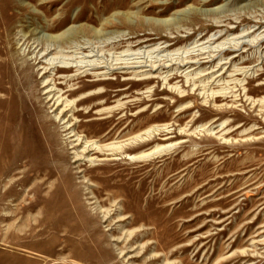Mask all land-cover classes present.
Segmentation results:
<instances>
[{
  "label": "rangeland",
  "instance_id": "1",
  "mask_svg": "<svg viewBox=\"0 0 264 264\" xmlns=\"http://www.w3.org/2000/svg\"><path fill=\"white\" fill-rule=\"evenodd\" d=\"M0 264H264V0H0Z\"/></svg>",
  "mask_w": 264,
  "mask_h": 264
},
{
  "label": "bare ground",
  "instance_id": "2",
  "mask_svg": "<svg viewBox=\"0 0 264 264\" xmlns=\"http://www.w3.org/2000/svg\"><path fill=\"white\" fill-rule=\"evenodd\" d=\"M250 33L251 32H249V33H247V34H244L243 36H241V35H239V36H237V38H234V37H232L233 39H235L234 41V43L232 44V45H230L229 46V48L228 49H232V50H235V51H239V50H241L243 47H244V45H246L245 43H247V42H249V41H244V39L248 36V35H250ZM216 36V35H215ZM218 38V37H217ZM216 38V41H218V39H220V38H218L217 39ZM210 39H213V38H210ZM229 40V39H228ZM246 40V39H245ZM198 41V40H197ZM209 41V40H208ZM195 43V42H194ZM213 43H215V42H213ZM222 43V42H221ZM250 43V42H249ZM219 44V43H218ZM217 44V45H218ZM228 44V43H227ZM221 45H225V44H221ZM220 45V46H221ZM196 47H197V43H196V45H195ZM219 45L218 46H216V47H219V48H221ZM154 48V47H153ZM202 48H204V46L203 47H201V48H199V49H202ZM218 48V49H219ZM224 48V47H223ZM47 49V48H46ZM49 49V48H48ZM47 49V50H48ZM211 49H213V48H211ZM215 49V48H214ZM227 49V50H228ZM221 50V49H220ZM46 51V50H45ZM189 51V50H188ZM42 52H44V51H42ZM184 52V51H183ZM185 52H187V51H185ZM205 52V51H204ZM42 54V53H41ZM136 54V53H135ZM185 54V53H184ZM205 54L207 55L208 54V58L209 57H211L212 59H209V60H206V61H204V58L205 57H202V55H204L205 56ZM236 54V53H235ZM239 54V53H238ZM238 54H236V55H234V57L230 60V61H226V62H224V63H222L221 62V59L222 58H219V57H216L215 56V54L214 55H212V53L211 52H209V53H198V55H193V56H191V57H187L186 59H181V63H179V65H178V68H176V69H178L176 72H175V70H172L171 69V65L170 64H168V63H164V65H165V67H164V65H159L158 67H156L157 65H150V69H148V70H141V71H130L132 74H138V75H148V74H150V76H147V77H145V78H143L142 80H145V81H151V80H153L154 78H156V76H153V74H151L153 71L155 72V71H157L160 67L161 68H168V73L172 70V71H174L175 73L172 75V76H169V74H167L166 76L167 77H169L168 79L170 80V79H173V78H177V77H179V76H181V75H179V71L183 68H185V69H187L188 67H186L187 65H189V64H191L190 66H192V65H197V64H199V66L200 67H205V66H207L208 64H210V66L208 67V68H204V69H202V70H200V72H198V74H201V72H203V71H207V70H211V72H209V73H211V75H214V74H216V73H220L221 71H223L224 69H225V66L227 65V64H232V62L238 57V58H241V55H238ZM154 55V54H153ZM44 56V55H43ZM42 57V56H41ZM47 57V56H46ZM61 57V56H60ZM229 58H227V60H228ZM51 60V59H50ZM54 60V59H53ZM140 60V59H139ZM186 60H188L187 62H186ZM171 61V60H170ZM51 62V61H50ZM53 63V62H52ZM152 63V62H151ZM220 63H222V64H220ZM137 64V63H136ZM139 64H140V62H139ZM138 64V65H139ZM53 65V64H52ZM131 65V64H130ZM129 65V66H130ZM146 66H148L147 64L146 65H141L139 68H144V67H146ZM189 66V67H190ZM126 67V66H125ZM230 67V66H229ZM62 68H64V69H66V70H70L69 69V67H62ZM127 68H132V66H130V67H128L127 66ZM126 68V69H127ZM170 68V69H169ZM254 68V67H253ZM125 69V70H126ZM184 69V70H185ZM190 69V68H189ZM188 70V69H187ZM186 70V71H187ZM228 70V69H227ZM226 71V70H225ZM126 74H130L129 72H128V70H127V72H125ZM204 73V72H203ZM89 74V73H88ZM91 74V73H90ZM182 74H183V72H182ZM98 75H102V74H98L97 73V75H95L96 77H98ZM219 75V74H218ZM87 76V75H86ZM196 76V75H195ZM202 76H204V74L202 75ZM223 76V75H222ZM108 77H102V78H95L91 83H89L87 86L88 87H90V86H95V85H101L102 84V82L104 81V80H106ZM212 78V77H211ZM45 82V81H44ZM86 86V87H87ZM55 87V86H54ZM84 88V87H83ZM221 89V88H220ZM46 90H47V88H46ZM49 91V90H48ZM70 93H73V91H72V89H71V91H70ZM99 95H102V91H97V92H93L92 94H90V95H88V96H85V97H83V98H81L80 100H79V102H84V101H87V100H89L90 98H93V97H95V96H99ZM54 97V96H53ZM53 99V98H52ZM59 99V98H58ZM58 99H56L55 101H54V103H53V105L54 106H59V100ZM50 101H52V100H50ZM60 107V106H59ZM56 109V108H55ZM225 129V128H224ZM229 129V128H228ZM164 130H165V128H164ZM208 131H209V133L210 134H218L219 135V132L220 131H217V132H215V127H213V126H211V127H209V129H208ZM226 131V130H225ZM150 132V131H149ZM148 132V133H149ZM71 133H72V131H71ZM147 133V132H146ZM75 135V134H74ZM217 135V136H218ZM76 136V135H75ZM225 139V138H224ZM82 140V139H81ZM93 140V139H92ZM227 140V139H226ZM76 141L78 142V141H80V137H78L77 139H76ZM87 141V140H86ZM95 141V140H94ZM93 141V143H91V142H89V140L87 141V142H84V141H81V143H80V145L81 144H85V146H83L84 147V150L81 152V155L80 156H84L83 158L81 157L79 160H86V158H88L89 157V153H91L92 151H95V150H97L96 152L97 153H101V152H103V150L104 149H106L105 148V146L103 147V146H96V144H95V142ZM98 142V141H97ZM121 142H124V141H121ZM89 143H91V144H89ZM112 143H114V142H111V145H113ZM83 144V145H84ZM98 144V143H97ZM118 144V143H117ZM123 144H125V143H123ZM79 145V144H78ZM111 145H110V147H111ZM114 145H116V143L114 144ZM121 145V144H120ZM126 145V144H125ZM117 146V145H116ZM108 147V146H107ZM115 147V146H114ZM121 147V146H120ZM124 148H126V146H124ZM115 149H117V150H119V147H117V148H114V150ZM158 149V147L156 148V150ZM160 149V148H159ZM170 149V145H163V148H162V146H161V149L159 150V152L161 151H168ZM111 151V150H110ZM153 151H155V150H153ZM124 152V151H123ZM122 152V153H123ZM155 152H157V151H155ZM112 153V152H111ZM114 153V152H113ZM121 155V154H120ZM147 155H148V153H147ZM88 156V157H87ZM128 156V155H127ZM133 156V155H132ZM131 156H129V158H130ZM143 157H145V155H135V157H133L132 159H135V160H140L141 158H143ZM78 159V158H77ZM131 159V158H130ZM88 160H93L91 157L90 158H88ZM117 239H119V238H117ZM125 248H127V246L125 247ZM131 250H130V248H129V250H128V252H130ZM124 252V250L122 249V251H121V253H123ZM125 255H126V253H125Z\"/></svg>",
  "mask_w": 264,
  "mask_h": 264
}]
</instances>
